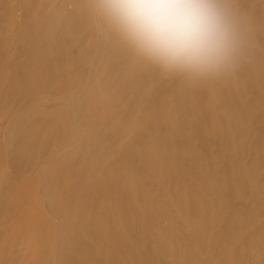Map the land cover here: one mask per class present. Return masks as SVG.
Returning a JSON list of instances; mask_svg holds the SVG:
<instances>
[{"label":"bare ground","instance_id":"bare-ground-1","mask_svg":"<svg viewBox=\"0 0 264 264\" xmlns=\"http://www.w3.org/2000/svg\"><path fill=\"white\" fill-rule=\"evenodd\" d=\"M73 1L16 0L15 7L0 9V245L8 247L0 254V264H200L202 254L215 246V264H242L231 260L228 244L257 220L224 218L214 205L232 192L262 201L264 175L242 162L239 148L229 160L231 176L226 165L214 169L223 151L207 156L213 165L209 176L202 170V175H191L181 161L165 154L170 145L166 136L159 143L150 137L171 123L184 152L203 169L206 161L201 157L217 143L213 133L197 129L191 118L203 112L198 98L207 92L221 105L215 114L221 124L217 132L233 127L264 154V63L252 55V49L264 52V0L248 2L260 18L239 11L247 44L242 61L223 73L230 80L228 87L221 83L223 74L212 78L214 85L211 78L150 75L152 68L97 24L90 0ZM80 27L78 43L68 35ZM136 77L140 80L134 81ZM127 79L131 82L125 90L136 89L130 102L112 91ZM159 82L169 83L173 93L147 110ZM103 106L116 113H104L98 120L95 115ZM136 106L146 109L141 117ZM116 119L121 123L113 126ZM135 120L144 122L150 137L132 131ZM109 138L114 142L106 143ZM125 140L128 145L120 151ZM120 159L127 162L138 189L131 188L135 180L128 173L105 169ZM188 174L199 192L187 187ZM199 197L206 204L198 211ZM24 203L30 208L18 212ZM35 218L45 226L38 238L50 244L38 239L42 243L32 251L31 262L26 241L34 235L28 222ZM156 220L164 221L168 230L157 227ZM213 222L219 224L216 229L209 226ZM12 232L23 235L7 239ZM142 233L147 236L141 243ZM9 243L23 246L14 250Z\"/></svg>","mask_w":264,"mask_h":264},{"label":"clouds","instance_id":"clouds-1","mask_svg":"<svg viewBox=\"0 0 264 264\" xmlns=\"http://www.w3.org/2000/svg\"><path fill=\"white\" fill-rule=\"evenodd\" d=\"M89 11L107 35L166 78L219 76L247 44L234 0H90Z\"/></svg>","mask_w":264,"mask_h":264},{"label":"rangeland","instance_id":"rangeland-1","mask_svg":"<svg viewBox=\"0 0 264 264\" xmlns=\"http://www.w3.org/2000/svg\"><path fill=\"white\" fill-rule=\"evenodd\" d=\"M15 1L16 0H1L0 1V9H2V10L7 9L6 7L8 6V4H12L13 7H15V5H16ZM77 1L78 0H74L73 3L77 2ZM249 1H251V0H236L234 2V4L239 11H245V12H248L250 15H252L254 18H260L259 12L250 8L249 3H248ZM43 5H47V4L43 3ZM81 32H82V27L77 28L71 34H69L68 37L75 38L79 41L78 43H81L82 39L79 35ZM81 35H82V37H84V34H81ZM82 48H86V47L83 46ZM10 50H11V48H10ZM71 53H73V52H71ZM252 55L264 63V52H262L260 50L252 49ZM241 61H242V59L239 60V62H241ZM113 62H116V61H113ZM149 74L150 75H158L159 73L157 71H155L154 69H151L149 71ZM140 77L143 78L142 76H140ZM164 78H166V77H164ZM221 78H222L221 83L224 86L228 87V85L230 84V80L227 78V76L223 74L221 76ZM138 80H140V79L137 77H136V79H134V81H138ZM130 82H131V80L127 79V80L119 81L116 83L117 86L115 88H113L112 91L116 94L117 98H126L127 102H130L133 99H135L136 94H134V91H136V89H133V90L132 89H126L125 90L126 86ZM163 82H164V80H163ZM210 83L214 85L212 78L210 79ZM157 89H159L158 94H156L155 97L149 99V101L147 102V105H146L147 110L153 108L158 103V101H160L162 99V97H165L166 99H168V97L171 96L173 93L171 85H169V83H167V85L165 86L164 84L159 82L157 85ZM227 91H228L229 99L234 100L235 96L233 95V92L228 90V89H227ZM215 94H216V92H215ZM198 99H199L200 103L203 105L204 109H203V112H201V115H196L195 117L191 118V120L197 124V127H196L197 129H206L209 132L213 133L212 136H214V138L216 139L215 142L217 143L215 148L211 149V152H207V153H205V155H203V157H201L204 162L206 161V165L203 169H200L197 166L198 162H197L195 157H193L190 153L184 152V147H183L184 142L182 141L181 138L178 137L177 134H175L174 127L171 123L168 125L169 128L166 131H164L162 128H158L156 130V136L155 137H150V135L148 134L150 132V130H147V127L142 120H139V121L135 120L136 122L134 121L135 124L133 125L132 131L134 130V131L139 132V133L141 132V137L148 136V137H150L151 140H153L154 142H158V143H159L161 137L166 136L168 138V142L170 143V145L168 146L167 152L165 154H167L169 156V158L172 160L181 161L184 164L186 171H189V173L191 175L192 174L202 175L200 172V170H202L204 176H209V174L211 173V168L213 167V165L211 166L207 163V159H208L207 156L209 157L210 153L213 154V153H218L217 151H219V152L223 151L224 155L215 164L214 169H218V167H220L222 164L226 165L225 168H226L227 174L229 176H231L233 171H232V167L229 165V163L231 164V162H229V160L231 158V155L235 152L234 148H239L241 150V153L239 156L241 157L242 162L244 164H249V166L252 168L253 172H255L256 174L264 175V154H262V150L255 149V147H253L252 144L249 143V138L245 139L244 136L240 137V135H238L235 132L236 129H234L233 127L226 126L224 129H226L227 131H225L224 134H221V132H217L221 129L220 128L221 124L217 121V119H215V114H216L218 108L221 109V105L219 104V102L216 99H212L211 96L207 92L201 93V95ZM135 108L137 109L136 114H138L140 117L143 115V112L146 111L145 107L139 109V107L136 106ZM110 112L112 115L116 113V111H114L113 108H111L109 106H105V107L103 106V107L98 109V112L95 115L96 116L95 118L98 120H101V119H103L102 115L104 113L108 114ZM168 113H169V111H168ZM223 121H225L224 118H223ZM120 123H121V121L119 119H116L113 121L112 125L118 126V125H120ZM4 124H3V126H4ZM196 134L198 135V133H196ZM254 135L255 134H250V136H253V138H254ZM253 138L251 137V139H253ZM110 141H111V143L114 142V140L111 138L105 140L106 143L107 142L109 143ZM127 145H128V140L123 141L120 144V151L122 149H124ZM204 152L205 151H203L202 153H204ZM175 161H173V162H175ZM105 169L117 170V171H119L120 175L121 174L126 175L128 173L127 176H129L133 182L135 180L133 177V174H132L133 172L132 173L128 172V170H129L128 164L124 160L122 161L120 159L119 161H117V163H115L114 165H112L110 167L109 166L105 167ZM73 173L77 174V171L76 172L74 171ZM221 175H224V173H222ZM185 177L187 178V180H186L187 187L191 188V189H195L196 193L199 192L200 191L198 189L199 184H197L195 182L192 184V179L190 180L189 174ZM22 178H23V176H20L19 180H21ZM135 185H130V186L132 189H138L137 187H139V185L136 184V180H135ZM20 190L23 191L22 188ZM232 191H233V189L231 190V192ZM147 192L150 193L152 191H147ZM150 195H153V198H156L154 193L153 194L151 193ZM198 200H199V203H198V206L196 208L198 209V211L204 210L203 205L206 204L205 200H202L201 197H199ZM26 208L29 209L30 206H29V204L24 203L18 209L19 210L18 212H20V211L23 212ZM136 208H137V210H139L140 213L142 212L141 211L142 209L138 208L137 205H136ZM214 208L217 211H219L220 215L224 218L245 216L249 219L253 218V219L257 220L256 222H254L255 220L253 222H250L248 224V226L238 236H236L234 239H232L229 242L228 250H230V253H231L230 258L232 261L238 260L242 264H264V199L260 202H257L256 200L251 198L250 195H248V194L247 195H239L236 192H232L231 197H228L227 199L222 200V201L217 200L216 204L214 205ZM143 215H144V218L146 219V221L151 220V217H149V215L144 214V213H143ZM55 216L56 215H54V216L51 215V219L54 218ZM60 221H64V219H60ZM30 222H28V224H32L34 235L32 234L31 235L32 239L29 238L26 241V243H27L26 248L28 249L29 259L32 262V260L34 258V254L32 253V251L34 250L35 247L37 248L39 246V244L42 243V242H40V240L43 241L45 244H47V246H49L48 244H50V240L38 238V236H40L41 234L43 235V233L45 232V230H44L45 226L41 221H39L38 219L35 218V219H31ZM155 224L157 225V227H162V228L168 230L167 229L168 227L164 221L156 220ZM218 225H219L218 222H216V223L213 222V223L209 224V226H211L212 228H215V229ZM27 227H29V225ZM13 233H15V232L10 233V235L8 234L6 236L7 239L10 240L11 237H13V236L15 237L16 235H18V237H19V235H20V237H22L21 235H23V232L16 233V235H13ZM24 233H26V232L24 231ZM146 236H147V233L140 234L141 243L143 242V238L146 241V238H145ZM3 238L4 237L2 235V239ZM15 239L17 241H19L18 238H15ZM38 239H40V240H38ZM35 242H37V244ZM219 242H221V241H219ZM8 245H10V243ZM42 245H44V244H42ZM21 246H23V245H17V247L16 246L15 247L11 246V247H12V249L16 250V249L20 248ZM141 246H143V245H141ZM7 249H8V247L5 248L4 245L1 244L0 245V254L3 253ZM217 251H218V248H217V246H215L213 251H211L209 253L207 252L205 254H202L201 259H200V264H206V263L215 264L216 261H218ZM10 252H8L7 254L10 255ZM45 259L49 260L50 257L46 255ZM20 263L21 262L18 261L14 264H20Z\"/></svg>","mask_w":264,"mask_h":264}]
</instances>
